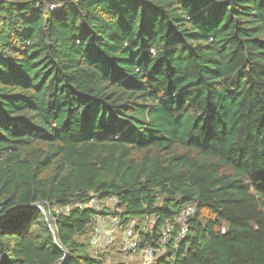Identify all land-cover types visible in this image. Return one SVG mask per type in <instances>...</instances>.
Listing matches in <instances>:
<instances>
[{"label":"trees","instance_id":"1","mask_svg":"<svg viewBox=\"0 0 264 264\" xmlns=\"http://www.w3.org/2000/svg\"><path fill=\"white\" fill-rule=\"evenodd\" d=\"M98 215L264 264V0H0V264H134Z\"/></svg>","mask_w":264,"mask_h":264},{"label":"built area","instance_id":"2","mask_svg":"<svg viewBox=\"0 0 264 264\" xmlns=\"http://www.w3.org/2000/svg\"><path fill=\"white\" fill-rule=\"evenodd\" d=\"M91 204H94L97 207V204L94 199L91 200ZM37 207L41 208L40 205ZM193 211L192 207H188L184 209L181 214L178 217V220L181 221L184 216L191 213ZM110 224V230L111 226L114 225L113 229L114 231L117 230L120 227V222L117 218L107 217L98 215L96 217V225L93 228V244L95 248H103V242L100 240L102 237L108 240L107 236H110L112 238V235L110 234L111 231L106 232L104 234V227H107L106 223ZM151 222L154 223V218H151ZM104 227L102 228V226ZM136 223L135 221H131L128 225L125 226V242H124V248L126 250H132L134 252H138V254L143 257L145 264H149L152 262L153 258H155L157 255H159L161 252L162 246L169 240L170 231H171V225L165 224L162 228V238L160 239L159 243H156L157 246L153 247L145 246L143 248H138V233L134 230ZM185 232V227H182L180 230V234H183ZM109 234V235H107ZM64 259L61 260L63 262Z\"/></svg>","mask_w":264,"mask_h":264},{"label":"rangeland","instance_id":"3","mask_svg":"<svg viewBox=\"0 0 264 264\" xmlns=\"http://www.w3.org/2000/svg\"><path fill=\"white\" fill-rule=\"evenodd\" d=\"M106 225H107V227H104V225L102 226V228L104 227L103 228L104 234L106 232L109 233V231H111L110 234L112 235V238L110 236H107V238H109L108 240H106L103 237L100 240L103 242V248L108 247L110 252L116 253L117 251L124 248L125 227L120 226L117 230L114 231V229H113L114 225H112L113 227L111 226V230H110L109 222L106 223ZM107 235H109V234H107ZM160 250H161V252H163L164 251L163 247ZM157 256L155 258H157ZM155 258H153L152 262L154 261ZM130 261L133 262L134 264H145L144 259L141 256H135V258L132 257V258H130Z\"/></svg>","mask_w":264,"mask_h":264},{"label":"water","instance_id":"4","mask_svg":"<svg viewBox=\"0 0 264 264\" xmlns=\"http://www.w3.org/2000/svg\"><path fill=\"white\" fill-rule=\"evenodd\" d=\"M38 205H34L33 207H37Z\"/></svg>","mask_w":264,"mask_h":264}]
</instances>
